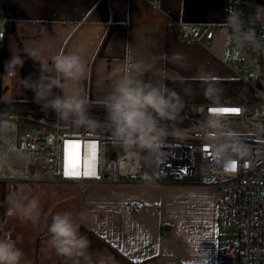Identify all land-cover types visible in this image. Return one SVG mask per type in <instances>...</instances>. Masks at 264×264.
Returning a JSON list of instances; mask_svg holds the SVG:
<instances>
[{"label":"crops","instance_id":"crops-1","mask_svg":"<svg viewBox=\"0 0 264 264\" xmlns=\"http://www.w3.org/2000/svg\"><path fill=\"white\" fill-rule=\"evenodd\" d=\"M229 16V0H0L5 28L0 42L1 101L36 102L21 79H37L41 61L51 63L52 56L73 51L81 55L85 72L64 88L84 95L89 104H104L113 87L109 73L125 63L150 66L139 78L153 83L235 79L231 65L220 59ZM172 20L200 23L213 34L194 42L182 40ZM26 48L38 49L41 61L24 53ZM15 53L24 62L7 69ZM56 94L62 89L56 87ZM141 177L121 183L71 181L72 189L51 199L49 209L28 225L34 235L22 264H65L48 245L47 224L56 211L71 212L88 236L89 264H218L219 247L225 242L218 236V194L202 186H158ZM129 202L138 209L128 210ZM14 240L22 249L23 240Z\"/></svg>","mask_w":264,"mask_h":264},{"label":"built area","instance_id":"built-area-1","mask_svg":"<svg viewBox=\"0 0 264 264\" xmlns=\"http://www.w3.org/2000/svg\"><path fill=\"white\" fill-rule=\"evenodd\" d=\"M154 1L151 0L152 3ZM257 6H264V0H229L230 15L239 14L245 29H255L260 47L246 41L241 44L236 39L237 34L229 30L227 46L220 55L223 63L231 65L237 79L251 84L257 100L185 105L183 123L168 124L169 128L182 129L183 137L169 135L161 148L163 155L158 159L140 150L130 154L115 144L107 116L94 118L98 125L89 129L61 120L56 113L50 117L9 113L7 119L21 124L18 147L22 154L31 162H48V169H43L48 176H28V179L121 183L144 175V181L158 186L207 187L218 194V226L236 227L238 230L236 240H227L219 247L218 264H264V20L250 23ZM170 24L177 30L179 38L188 42L207 39L213 34L211 27L197 22L172 20ZM4 36L5 28L0 17V42ZM252 70L256 73L254 84ZM213 107H239L241 111L239 114L216 113L223 122L221 131L224 135L206 139L204 122ZM228 132H234L247 150L244 156L230 153L232 161L237 163L236 171L228 170L230 165L226 166L215 156L214 144L228 142ZM70 140L80 142L79 155L85 163L94 165L89 170L96 175H64V146ZM92 141L97 144L95 158L91 156ZM87 144L90 147L86 151ZM204 173H208L212 180L203 182ZM126 208L131 211L138 209L130 202Z\"/></svg>","mask_w":264,"mask_h":264},{"label":"clouds","instance_id":"clouds-1","mask_svg":"<svg viewBox=\"0 0 264 264\" xmlns=\"http://www.w3.org/2000/svg\"><path fill=\"white\" fill-rule=\"evenodd\" d=\"M264 20V6H257L255 16L250 23ZM225 30L236 35V39L243 42L254 43L260 47L255 29L243 27V21L239 14H231L224 23ZM31 57L38 59V49H24ZM49 61H41V72L37 79L31 77L21 79L24 88H30L34 92L37 103L42 102L43 110H53L64 121H71L76 126H84L94 129L98 121L88 114L89 101L87 97L78 92H68L64 84L70 80H79L85 72L81 55L76 52L58 53ZM20 53L12 55L6 68L23 64ZM141 62L125 63L112 69L110 78H114L112 90L104 99L107 120L111 125L110 134L115 144L130 154L137 150L144 151L149 157L157 159L163 155L161 151L166 138L169 135L183 137V130L179 127L169 128L168 122L181 119V113L185 108V100L181 93L170 88L166 83H153L139 78L144 70ZM59 87L62 94L54 95V89ZM185 94H191L189 88H185ZM215 91L213 84L209 83L206 95H212ZM206 139L218 138L224 133L222 120L216 113H210L204 122ZM228 142L214 144L215 156L218 161H223L226 166L231 165L230 153L239 156L246 154V147L237 138L234 132H228ZM10 207L7 214L17 215L20 219H27L35 223L40 214V198L38 195L27 193H13L9 197ZM49 233L48 245L57 256L62 257L65 264L71 260L72 264H89L90 240L80 230V224L73 218L71 212L56 211L51 214L50 223L47 224ZM23 250L18 247L16 240L7 233L0 236V264H22Z\"/></svg>","mask_w":264,"mask_h":264},{"label":"rangeland","instance_id":"rangeland-1","mask_svg":"<svg viewBox=\"0 0 264 264\" xmlns=\"http://www.w3.org/2000/svg\"><path fill=\"white\" fill-rule=\"evenodd\" d=\"M251 74L253 75L252 83L254 84L256 83V73L252 70ZM242 88L245 89L244 92H241L238 88H236L237 90L232 91L228 98H226V101L250 102L258 99V97L253 95V88L250 83L243 82ZM183 90L184 89H178V92L181 93L183 99L185 100V105H187V103H193L194 98L191 96L189 97V94H185ZM245 94H247V96ZM9 113H17L22 115L30 114L32 116L36 115L31 113L25 114L20 111H4L0 116V181H2L4 184L3 189H1L0 186V197L2 195L4 201L3 204L0 203V236H3L7 233L12 239L21 238L23 240L22 250L24 254L28 255V253L31 251L30 237L34 235V231L29 230L28 225H34V223L27 219H20L17 215L9 216L7 214L8 209L11 206L9 203V197L13 193L17 194V196L24 193L29 195H38L40 198V204L42 206L40 207V214L38 216L39 218L40 215L45 212V209H49L47 205L51 199L58 196L63 191L72 189V182H37L35 180L28 179V176L32 178H43L45 175L48 176V174L45 173L46 171L43 172V169L47 168L48 162H31L22 154L18 147V136L20 133L21 124L14 120L7 119L6 115ZM141 176V179L144 180V175ZM202 180L203 182H209L212 180V178L208 173H204ZM0 201H2L1 198ZM218 236L219 241L221 242L226 240H236L238 238V230L236 227L219 226ZM19 244L20 242L18 243V247Z\"/></svg>","mask_w":264,"mask_h":264},{"label":"trees","instance_id":"trees-1","mask_svg":"<svg viewBox=\"0 0 264 264\" xmlns=\"http://www.w3.org/2000/svg\"><path fill=\"white\" fill-rule=\"evenodd\" d=\"M3 50L0 48V56H2ZM165 83L170 87L175 89L178 92V89H185L189 88L191 90V96L193 99V103H211V104H223L229 103L226 101L229 94L232 91L237 90L238 88L241 92H244L245 89L242 88L243 82L237 78L235 79H197V80H169L166 79ZM211 83L215 87V91L212 95H206V88L208 84ZM238 90V91H239ZM247 96V94H245ZM249 102V101H247ZM252 102V101H250ZM88 114L93 118H102L103 116L107 115L106 108L104 104H88ZM184 110L181 113V119L177 121H170L168 124H181L183 123V114ZM4 111H17L23 112L25 114L31 113L33 115H46L52 116L55 112L51 109L43 110L42 109V102L37 103L33 101H1L0 102V113ZM3 182L0 181L1 189H3ZM0 189V190H1ZM3 200L1 195L0 197Z\"/></svg>","mask_w":264,"mask_h":264},{"label":"snow or ice","instance_id":"snow-or-ice-1","mask_svg":"<svg viewBox=\"0 0 264 264\" xmlns=\"http://www.w3.org/2000/svg\"><path fill=\"white\" fill-rule=\"evenodd\" d=\"M213 113L222 114H239L241 109L239 107H213L210 109ZM80 142L79 141H68L64 146V175L66 177H80V176H94L96 173L90 171L89 165L85 163L84 158L79 155ZM97 144L96 141H92L91 156L95 158L97 156ZM237 163L232 161L228 170L236 171ZM187 169H185L186 171Z\"/></svg>","mask_w":264,"mask_h":264},{"label":"bare ground","instance_id":"bare-ground-1","mask_svg":"<svg viewBox=\"0 0 264 264\" xmlns=\"http://www.w3.org/2000/svg\"><path fill=\"white\" fill-rule=\"evenodd\" d=\"M89 147H90V145L87 144L86 147H85V148H86V151L88 150ZM86 162H87V161H86Z\"/></svg>","mask_w":264,"mask_h":264},{"label":"water","instance_id":"water-1","mask_svg":"<svg viewBox=\"0 0 264 264\" xmlns=\"http://www.w3.org/2000/svg\"><path fill=\"white\" fill-rule=\"evenodd\" d=\"M38 130V128H36Z\"/></svg>","mask_w":264,"mask_h":264}]
</instances>
